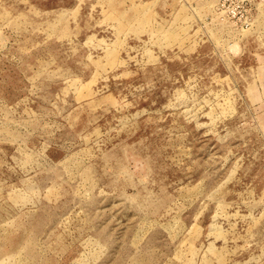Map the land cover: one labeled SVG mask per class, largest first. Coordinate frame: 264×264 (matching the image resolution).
<instances>
[{"label":"rangeland","instance_id":"1","mask_svg":"<svg viewBox=\"0 0 264 264\" xmlns=\"http://www.w3.org/2000/svg\"><path fill=\"white\" fill-rule=\"evenodd\" d=\"M0 264H264V0H0Z\"/></svg>","mask_w":264,"mask_h":264}]
</instances>
